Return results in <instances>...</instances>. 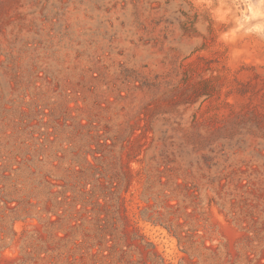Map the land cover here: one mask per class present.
Listing matches in <instances>:
<instances>
[{
	"label": "rangeland",
	"instance_id": "374dc122",
	"mask_svg": "<svg viewBox=\"0 0 264 264\" xmlns=\"http://www.w3.org/2000/svg\"><path fill=\"white\" fill-rule=\"evenodd\" d=\"M32 246L264 264V0H0V264Z\"/></svg>",
	"mask_w": 264,
	"mask_h": 264
},
{
	"label": "trees",
	"instance_id": "16d2710c",
	"mask_svg": "<svg viewBox=\"0 0 264 264\" xmlns=\"http://www.w3.org/2000/svg\"><path fill=\"white\" fill-rule=\"evenodd\" d=\"M180 185L176 184V187L178 188ZM116 187V186H115ZM55 196V195H54ZM168 198H172L174 200L179 199V194L176 190H173L171 195H167ZM58 196L56 195V198ZM146 203L149 202V198L145 195L142 198ZM65 200V199H64ZM145 221L151 222L154 226L161 225L164 226L169 235L178 239L179 241L184 239V236L181 235L182 231L181 228L182 226L180 224H174L169 217L165 218L162 216H158L157 218H152L149 217L148 219H145ZM110 231V230H109ZM107 231V230H100L99 232V242L102 244H105V251H108L110 254L108 256L102 255V258L107 259V258H112L111 256L116 254L118 250H120L119 255L120 257H123L126 254V251L124 248H128V244L122 243V239L120 236H118V233L114 231ZM136 237L139 238L138 234H136ZM152 247V244H149ZM32 250H28L26 248L24 251V256L26 258V262H30L32 264H42V262L45 261H50L52 264H57V258L56 256L50 252L48 247H37V246H32ZM4 248H0V258L2 256V251ZM103 250L101 251V254H103ZM113 253V254H112ZM42 254H45V256H41ZM122 259V258H120ZM199 259L203 261V264H214V262H218V260L213 259L211 256L204 257L202 255L199 256ZM248 257L245 258V262H240L246 263L248 261ZM54 260V261H53ZM53 261V262H52ZM73 264V263H71ZM117 264H135V263H117ZM153 264H164V262L161 261H156ZM202 264V263H199Z\"/></svg>",
	"mask_w": 264,
	"mask_h": 264
}]
</instances>
